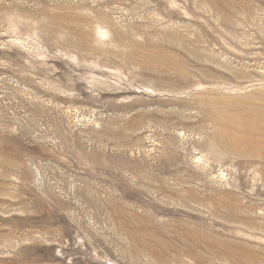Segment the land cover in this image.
<instances>
[{
    "label": "rangeland",
    "instance_id": "374dc122",
    "mask_svg": "<svg viewBox=\"0 0 264 264\" xmlns=\"http://www.w3.org/2000/svg\"><path fill=\"white\" fill-rule=\"evenodd\" d=\"M0 264H264V0H0Z\"/></svg>",
    "mask_w": 264,
    "mask_h": 264
}]
</instances>
